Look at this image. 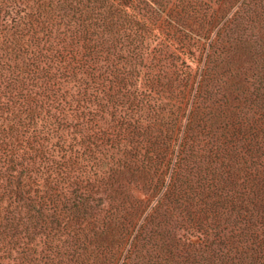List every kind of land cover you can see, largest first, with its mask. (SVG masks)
Listing matches in <instances>:
<instances>
[{"label":"trees","instance_id":"obj_1","mask_svg":"<svg viewBox=\"0 0 264 264\" xmlns=\"http://www.w3.org/2000/svg\"><path fill=\"white\" fill-rule=\"evenodd\" d=\"M0 264H264V0H0Z\"/></svg>","mask_w":264,"mask_h":264},{"label":"rangeland","instance_id":"obj_2","mask_svg":"<svg viewBox=\"0 0 264 264\" xmlns=\"http://www.w3.org/2000/svg\"><path fill=\"white\" fill-rule=\"evenodd\" d=\"M258 33L261 34L262 31H258ZM196 69H197V64L192 65L193 72H196Z\"/></svg>","mask_w":264,"mask_h":264}]
</instances>
